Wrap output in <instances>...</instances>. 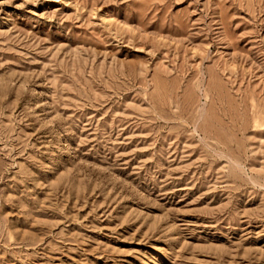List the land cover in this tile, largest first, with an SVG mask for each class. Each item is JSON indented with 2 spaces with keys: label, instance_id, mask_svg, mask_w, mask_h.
I'll return each mask as SVG.
<instances>
[{
  "label": "rangeland",
  "instance_id": "374dc122",
  "mask_svg": "<svg viewBox=\"0 0 264 264\" xmlns=\"http://www.w3.org/2000/svg\"><path fill=\"white\" fill-rule=\"evenodd\" d=\"M0 264H264V0H0Z\"/></svg>",
  "mask_w": 264,
  "mask_h": 264
}]
</instances>
